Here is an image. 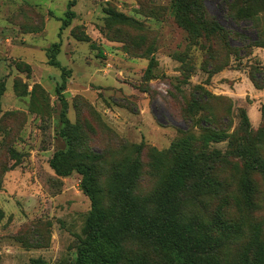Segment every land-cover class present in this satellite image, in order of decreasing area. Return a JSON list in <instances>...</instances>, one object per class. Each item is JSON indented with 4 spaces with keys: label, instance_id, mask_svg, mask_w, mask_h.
<instances>
[{
    "label": "rangeland",
    "instance_id": "1",
    "mask_svg": "<svg viewBox=\"0 0 264 264\" xmlns=\"http://www.w3.org/2000/svg\"><path fill=\"white\" fill-rule=\"evenodd\" d=\"M71 1L0 0V83L5 86L0 97V264L37 259L73 264L91 207L80 189L82 176L74 171L60 177L50 166L53 155L68 146L61 132L62 70L48 57L56 43L61 44L56 59L69 71L62 93L67 116L83 130L85 151L97 156L102 184L113 164L127 155L148 166L152 149L167 151L183 133L200 136L211 113L218 115L219 129L240 137L246 113L264 158V89L250 80V71L264 75V48L241 58L223 45L191 36L177 24L173 0H77L75 18L61 30ZM232 1L203 0L222 25L254 39L247 24L230 19ZM243 1L235 0L236 6ZM260 1L249 5L258 11ZM111 11L130 21L114 20ZM258 15L264 31V10ZM196 88L209 101L191 109ZM137 146H143L142 153ZM211 148L229 151L228 142ZM227 160L231 165L222 173L233 195L227 210L246 231L251 224L264 225L263 176L253 174L258 210L248 211L236 189L241 160L230 155ZM150 173L141 185L145 193L158 183ZM220 204L211 201L206 212L212 214ZM244 243L228 246L231 260ZM132 251L149 264H171L147 245L135 244Z\"/></svg>",
    "mask_w": 264,
    "mask_h": 264
},
{
    "label": "trees",
    "instance_id": "2",
    "mask_svg": "<svg viewBox=\"0 0 264 264\" xmlns=\"http://www.w3.org/2000/svg\"><path fill=\"white\" fill-rule=\"evenodd\" d=\"M76 2L69 3L61 30L75 18L72 7ZM249 3L251 0H244L237 7L233 0L229 17L237 24H247L256 34L254 39L222 25L209 14L203 0H173V14L177 24L191 36L223 45L243 58L251 55L253 48H264V31L259 28L258 15V11L264 10V0L260 1L262 9L258 11ZM110 16L119 22L130 21L122 13L111 11ZM233 40L239 44L233 45ZM60 47V43L52 45L48 57L50 65L62 70L63 81L58 87L64 105L61 132L68 146L53 155L50 166L60 177L70 176L74 171L79 173L80 189L91 204L73 264H149L146 258L132 251L135 244L159 250L171 264H264V225L254 223L246 231L241 223L234 221L236 216L227 210L233 195L222 173L231 165L228 155L241 160L243 169L236 182L239 202L248 211L258 210V187L253 174L259 172L264 178V158L256 144L259 135L254 136L253 130H249L248 115L243 114L246 128L245 135L240 137L219 129L215 125L218 115L211 113L207 116L211 122H207L200 136L183 133L167 151L152 149L148 166L142 158L127 155L113 164L102 184L97 156L85 151L83 130L67 116L68 104L62 93L69 71L56 59ZM250 80L257 89H264V75L259 71H250ZM4 90L1 82L0 97ZM193 95L191 109L209 101L199 88ZM222 142H228L226 154L211 148L212 144ZM135 148L137 153L143 152V146ZM149 173L158 178V183L152 192L145 193L141 185ZM216 200L222 205L212 214L207 213L210 202ZM238 240H244V246L231 260L227 248ZM34 264L48 263L37 259Z\"/></svg>",
    "mask_w": 264,
    "mask_h": 264
}]
</instances>
